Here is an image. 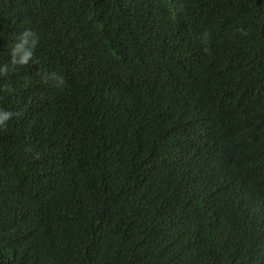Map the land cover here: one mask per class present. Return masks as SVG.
Wrapping results in <instances>:
<instances>
[{"label": "trees", "instance_id": "trees-1", "mask_svg": "<svg viewBox=\"0 0 264 264\" xmlns=\"http://www.w3.org/2000/svg\"><path fill=\"white\" fill-rule=\"evenodd\" d=\"M0 113V264H264V0H0Z\"/></svg>", "mask_w": 264, "mask_h": 264}, {"label": "clouds", "instance_id": "clouds-1", "mask_svg": "<svg viewBox=\"0 0 264 264\" xmlns=\"http://www.w3.org/2000/svg\"><path fill=\"white\" fill-rule=\"evenodd\" d=\"M25 35H27V33ZM9 115H10L9 113H0V123L8 119Z\"/></svg>", "mask_w": 264, "mask_h": 264}, {"label": "bare ground", "instance_id": "bare-ground-1", "mask_svg": "<svg viewBox=\"0 0 264 264\" xmlns=\"http://www.w3.org/2000/svg\"><path fill=\"white\" fill-rule=\"evenodd\" d=\"M161 67V66H160Z\"/></svg>", "mask_w": 264, "mask_h": 264}]
</instances>
